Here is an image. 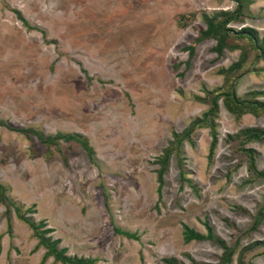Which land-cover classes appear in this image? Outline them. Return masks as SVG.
<instances>
[{"label": "rangeland", "instance_id": "1", "mask_svg": "<svg viewBox=\"0 0 264 264\" xmlns=\"http://www.w3.org/2000/svg\"><path fill=\"white\" fill-rule=\"evenodd\" d=\"M234 7L231 0H0V120L46 135L77 133L94 149L93 163L64 142L47 156L35 137L0 126V184L26 217L52 229L67 255L95 264H164L171 257L217 264L221 248L184 242L182 225L204 234L206 221L228 245L250 226L264 202V178L248 171L233 137L244 128L264 129V115L235 119L219 102L211 159L207 128L195 129L181 147L194 189L181 184L174 155L159 199L155 173L172 132L200 117L226 78H237L239 97L264 92V61L252 51L227 77L220 70L238 60L240 49L217 57L213 40L198 43L186 64L185 48L205 29L203 16ZM14 11L37 30L26 29ZM180 15L185 27L178 25ZM229 27H250L264 38V0H251L243 21ZM245 147L255 150L256 167L264 170V143ZM4 211L0 204V264H40L44 249L35 248L31 230L12 210L9 232ZM260 241L264 219L241 237L230 264L239 256L264 264V245L248 248ZM42 264L60 263L47 258Z\"/></svg>", "mask_w": 264, "mask_h": 264}, {"label": "trees", "instance_id": "2", "mask_svg": "<svg viewBox=\"0 0 264 264\" xmlns=\"http://www.w3.org/2000/svg\"><path fill=\"white\" fill-rule=\"evenodd\" d=\"M235 3V7L232 11H220L214 13L212 16H203V21L205 23V29H199L197 31V36L192 40L191 44L185 48L188 52V59L193 55L195 46L204 40H213L215 42L212 47V51L217 57H220L225 49L235 50L240 49V55L236 62L232 63L227 69L220 70V73L229 76L239 72L246 64L249 52H254V59L264 61V38H259L256 30L250 27H243L239 30H234L229 27L230 24L242 22L244 19L245 11L247 7L251 4V0H231ZM17 19L22 23V25L28 29H35L31 27L27 21L22 17L20 12L14 11ZM184 15H180L178 20V25L180 27H185L186 24L183 23ZM39 31V30H38ZM42 35L44 33L41 31ZM234 39L237 41L244 42V45L231 44L230 40ZM50 43V41H45ZM237 78L232 79L228 82L226 78L227 86L221 89L213 91L211 95L208 96L209 108L202 113L198 118L193 119L188 126L180 133L172 132V140L168 143V146L163 150L160 157L156 159V164L158 165L156 173L157 182V195L158 199L161 197V189L163 187V176L167 170L169 159L171 155L176 157L179 179L182 185H187L194 189L191 181L187 179L181 147L184 141L190 140V135L197 128H207L211 137L209 152L207 158L210 160L213 152L217 145V132H216V119L219 112V102L222 103L223 108L231 114L235 119H240L242 116L250 114L255 117L264 115V100L261 98L264 96L263 91H250L243 96H237L236 87ZM0 126L8 129L10 131L24 135L26 138L31 139L35 137L45 148L47 156H53L54 151H58V145L60 142L67 143L71 146H78L82 152L86 155L90 163L94 162V149L91 147L88 139L77 133H56L54 135H46L40 130L33 128H14L8 125L7 122L0 120ZM238 141L237 150L246 159V165L248 171L255 177L264 178V170L260 171L256 167V152L252 148H247L245 145L249 142H259L264 143V129L249 127L240 130L233 137ZM65 161V158H64ZM238 166V165H237ZM9 191V187L0 184V204L5 207V217L7 230L10 232V221L9 214L11 210L14 212L16 218L26 224L31 230L32 237L37 241L35 248H43L44 254L40 261L42 264L47 258H52L54 263L60 264H95L96 259L84 258L77 256H69L66 254V248H59L58 245L60 241L58 239H52L51 233L52 229L46 228L43 221L34 222L30 217H26L23 213L21 205H17L12 202L6 195ZM30 210V209H29ZM238 210H242L239 209ZM264 219V202L262 206L258 209L256 214L252 218L250 226L238 232L234 240L233 245L226 244L225 241L215 236L212 232V228L205 221L203 223L205 228V233H199L186 225H182V236L184 242L188 243L190 241H209L218 245L222 253L218 258L217 264H230L232 262L233 256L235 255L239 240L243 236L249 235L251 232L257 230L258 226ZM114 233L117 235L124 236L128 239L137 240L138 236L135 233H130L128 231L122 230L120 228H114ZM264 245V241L254 242L248 246L249 249H253L257 246ZM162 262L164 264H183L175 258H163ZM237 264H253L251 262H245L242 256L238 257Z\"/></svg>", "mask_w": 264, "mask_h": 264}]
</instances>
